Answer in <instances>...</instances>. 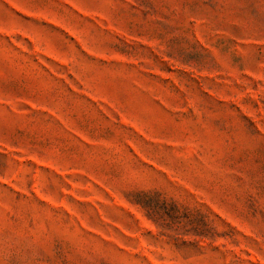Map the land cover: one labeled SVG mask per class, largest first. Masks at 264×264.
<instances>
[{
    "label": "rangeland",
    "instance_id": "obj_1",
    "mask_svg": "<svg viewBox=\"0 0 264 264\" xmlns=\"http://www.w3.org/2000/svg\"><path fill=\"white\" fill-rule=\"evenodd\" d=\"M0 264H264V0H0Z\"/></svg>",
    "mask_w": 264,
    "mask_h": 264
}]
</instances>
